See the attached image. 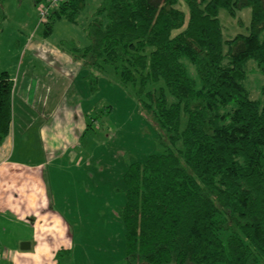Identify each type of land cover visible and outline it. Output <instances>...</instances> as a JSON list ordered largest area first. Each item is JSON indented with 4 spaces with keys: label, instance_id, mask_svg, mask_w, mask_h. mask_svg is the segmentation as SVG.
<instances>
[{
    "label": "trees",
    "instance_id": "trees-1",
    "mask_svg": "<svg viewBox=\"0 0 264 264\" xmlns=\"http://www.w3.org/2000/svg\"><path fill=\"white\" fill-rule=\"evenodd\" d=\"M32 1L36 12L46 4ZM183 2L187 16L178 0H101L89 45L68 49L91 94L98 75L113 72L164 149L131 163L113 190L124 200L125 264H264V99L251 100L244 87L249 61L264 77V0ZM84 6L52 9L45 34L55 19L75 23ZM247 8V34L224 40L219 10L235 17ZM12 91L1 73L0 144L10 134Z\"/></svg>",
    "mask_w": 264,
    "mask_h": 264
},
{
    "label": "rangeland",
    "instance_id": "rangeland-1",
    "mask_svg": "<svg viewBox=\"0 0 264 264\" xmlns=\"http://www.w3.org/2000/svg\"><path fill=\"white\" fill-rule=\"evenodd\" d=\"M100 2L85 0L75 23L55 19L47 35L32 0H4L0 5V59L15 55L23 40L33 41L34 55L52 67L60 66L66 74L70 88L64 94L65 104L77 110L85 126L78 131L75 144H70L71 149L64 150L47 169L56 200L52 209L68 223L72 239V251L61 253L59 264H125L124 230L119 220L124 200L113 190L121 185V176L131 163L164 151L157 142V130L141 113L130 90L120 87L113 72L98 75V90L91 94L80 62L68 53L72 46L83 49L89 45L86 30ZM176 8L188 15L183 0H178ZM250 18L249 8L235 17L219 10L224 40L246 35ZM184 65L189 76L197 80L189 63L184 61ZM245 72L249 98L264 99V77L255 62L249 61ZM86 125L90 126L87 131ZM70 153L81 163L67 158Z\"/></svg>",
    "mask_w": 264,
    "mask_h": 264
},
{
    "label": "crops",
    "instance_id": "crops-1",
    "mask_svg": "<svg viewBox=\"0 0 264 264\" xmlns=\"http://www.w3.org/2000/svg\"><path fill=\"white\" fill-rule=\"evenodd\" d=\"M26 41L0 59V74L13 83L10 134L0 144V264H59L60 254L72 251V239L68 223L52 209L47 169L71 149L84 124L65 104L66 74L35 56L36 45Z\"/></svg>",
    "mask_w": 264,
    "mask_h": 264
},
{
    "label": "built area",
    "instance_id": "built-area-1",
    "mask_svg": "<svg viewBox=\"0 0 264 264\" xmlns=\"http://www.w3.org/2000/svg\"><path fill=\"white\" fill-rule=\"evenodd\" d=\"M68 0H46V4L38 12L37 16L40 23H45L49 12Z\"/></svg>",
    "mask_w": 264,
    "mask_h": 264
},
{
    "label": "water",
    "instance_id": "water-1",
    "mask_svg": "<svg viewBox=\"0 0 264 264\" xmlns=\"http://www.w3.org/2000/svg\"><path fill=\"white\" fill-rule=\"evenodd\" d=\"M28 244L27 243H22L21 247H26Z\"/></svg>",
    "mask_w": 264,
    "mask_h": 264
}]
</instances>
